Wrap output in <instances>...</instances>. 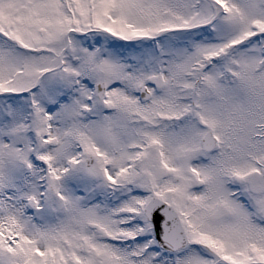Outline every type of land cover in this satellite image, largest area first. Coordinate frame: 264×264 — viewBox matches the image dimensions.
<instances>
[{
  "label": "snow or ice",
  "instance_id": "snow-or-ice-1",
  "mask_svg": "<svg viewBox=\"0 0 264 264\" xmlns=\"http://www.w3.org/2000/svg\"><path fill=\"white\" fill-rule=\"evenodd\" d=\"M0 264H264V0H0Z\"/></svg>",
  "mask_w": 264,
  "mask_h": 264
}]
</instances>
